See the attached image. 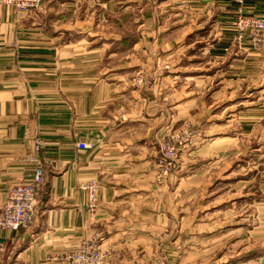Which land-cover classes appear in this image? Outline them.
Returning <instances> with one entry per match:
<instances>
[{"label":"crops","instance_id":"obj_1","mask_svg":"<svg viewBox=\"0 0 264 264\" xmlns=\"http://www.w3.org/2000/svg\"><path fill=\"white\" fill-rule=\"evenodd\" d=\"M204 4L217 10L212 53L218 63H226L222 77H259L262 86L264 50L237 41L233 20L238 8L264 17V0ZM143 7L140 0H43L39 9L27 12L1 7L0 206L14 183L38 170L41 177L34 222L26 230L2 234L0 264H65L64 257L83 239L107 251L104 264H144L145 232L159 229L170 213L160 202L145 207L154 193L146 196L132 187L144 178L133 167L142 164L134 151L145 115L129 108L128 66L107 62L114 37L93 31L101 17L117 19ZM137 18L138 28L143 27L142 14ZM96 39L105 41L98 47ZM34 140L41 148L36 161H28ZM78 142L93 148L78 151ZM90 178L99 182L93 210L79 189Z\"/></svg>","mask_w":264,"mask_h":264},{"label":"rangeland","instance_id":"obj_2","mask_svg":"<svg viewBox=\"0 0 264 264\" xmlns=\"http://www.w3.org/2000/svg\"><path fill=\"white\" fill-rule=\"evenodd\" d=\"M140 1L93 31L114 37L107 62L128 66L129 108L145 115L132 187L170 213L145 232L144 264H264V84L222 77L208 0Z\"/></svg>","mask_w":264,"mask_h":264},{"label":"built area","instance_id":"obj_3","mask_svg":"<svg viewBox=\"0 0 264 264\" xmlns=\"http://www.w3.org/2000/svg\"><path fill=\"white\" fill-rule=\"evenodd\" d=\"M43 0H0V9L3 6L14 7L19 12L39 9ZM233 28L236 40H247L253 49L264 50V17L248 14L238 8ZM78 151L93 148V144L78 142L75 144ZM41 148L38 140L33 142V154L28 161H36L37 153ZM41 171L38 170L33 177L14 183L6 194L5 201L0 206V239L4 232L26 230L34 222L36 214V200L40 184ZM99 182L90 178L79 184V189L86 193L88 209L96 206ZM1 247V243H0ZM106 253L90 241H79L76 248L64 257L66 264H104Z\"/></svg>","mask_w":264,"mask_h":264}]
</instances>
